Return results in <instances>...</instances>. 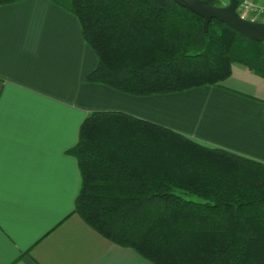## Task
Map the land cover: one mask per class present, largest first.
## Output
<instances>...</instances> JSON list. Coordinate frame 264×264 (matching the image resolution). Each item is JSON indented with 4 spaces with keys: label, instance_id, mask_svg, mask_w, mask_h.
Returning <instances> with one entry per match:
<instances>
[{
    "label": "trees",
    "instance_id": "1",
    "mask_svg": "<svg viewBox=\"0 0 264 264\" xmlns=\"http://www.w3.org/2000/svg\"><path fill=\"white\" fill-rule=\"evenodd\" d=\"M50 1L97 55L87 82L148 96L219 85L233 65L264 77L262 42L214 18L204 32L173 0ZM68 152L72 213L109 241L153 264H264V163L118 110L88 114Z\"/></svg>",
    "mask_w": 264,
    "mask_h": 264
},
{
    "label": "crops",
    "instance_id": "2",
    "mask_svg": "<svg viewBox=\"0 0 264 264\" xmlns=\"http://www.w3.org/2000/svg\"><path fill=\"white\" fill-rule=\"evenodd\" d=\"M264 7V0H248ZM98 64L78 19L50 0L0 6V264H153L72 213L68 150L84 118L118 110L264 163V77L134 96L85 81Z\"/></svg>",
    "mask_w": 264,
    "mask_h": 264
},
{
    "label": "water",
    "instance_id": "3",
    "mask_svg": "<svg viewBox=\"0 0 264 264\" xmlns=\"http://www.w3.org/2000/svg\"><path fill=\"white\" fill-rule=\"evenodd\" d=\"M176 4L185 7L203 18V31H207L209 21L214 18L249 39L262 42L264 58V22L245 19L238 15L236 9L239 0H229L226 5H213L207 0H173Z\"/></svg>",
    "mask_w": 264,
    "mask_h": 264
},
{
    "label": "built area",
    "instance_id": "4",
    "mask_svg": "<svg viewBox=\"0 0 264 264\" xmlns=\"http://www.w3.org/2000/svg\"><path fill=\"white\" fill-rule=\"evenodd\" d=\"M236 11L242 18L264 22V7L248 0L239 1Z\"/></svg>",
    "mask_w": 264,
    "mask_h": 264
},
{
    "label": "rangeland",
    "instance_id": "5",
    "mask_svg": "<svg viewBox=\"0 0 264 264\" xmlns=\"http://www.w3.org/2000/svg\"><path fill=\"white\" fill-rule=\"evenodd\" d=\"M221 1H222L223 5H226L229 2V0H221Z\"/></svg>",
    "mask_w": 264,
    "mask_h": 264
}]
</instances>
